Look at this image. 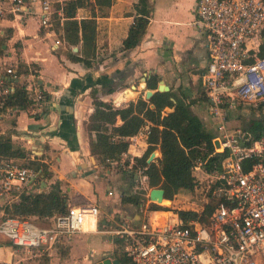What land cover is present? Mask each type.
Masks as SVG:
<instances>
[{"label": "crops", "instance_id": "obj_1", "mask_svg": "<svg viewBox=\"0 0 264 264\" xmlns=\"http://www.w3.org/2000/svg\"><path fill=\"white\" fill-rule=\"evenodd\" d=\"M41 1L29 3L35 14L22 22L11 16L0 19V38L4 40L0 73L9 81L10 77L4 74L6 67L16 71L18 65L26 66L28 74L10 86L14 89L17 83L34 88L36 84L46 97V105L38 108L31 104L27 109H7L1 113L0 136H9L13 148L23 151L24 157L18 158L21 163L39 166L35 180L25 186L23 193H47L58 183L66 209L98 208L95 225L90 226L89 232L56 248L57 252L61 247L66 251L63 264H95L102 258L118 260L122 255L121 242L112 232L124 219L137 226L143 215L133 208L135 205L122 204L126 183L112 173L120 174L119 170L100 164L91 156L85 123L96 103L121 109L139 98L145 100L147 89L143 81L151 76L158 78L157 87L162 82L168 92L183 97L186 103L192 102L190 110L202 122L206 110L201 74L208 57L204 36L195 24L198 0H148L145 34L134 49L127 51L122 49V42L133 23L138 0H110L109 6L91 0L89 7L76 13L77 20L90 18L92 12L95 15L96 53L89 67L72 60L70 54L80 56V49L66 44L62 34L53 30V22L51 28L40 26ZM55 1L62 6L65 0ZM101 86L106 90L114 88V93L101 91ZM127 90L132 96H126ZM118 96L122 100L116 102ZM121 124L120 118L115 117V126ZM203 125L212 133L208 124ZM146 149L147 145L140 142L131 153L135 159L140 158ZM156 153L160 156L159 150ZM133 180L137 182L135 177ZM165 201L171 203L162 200L160 204L167 206ZM55 216L41 220L48 225ZM20 258L0 238V262Z\"/></svg>", "mask_w": 264, "mask_h": 264}, {"label": "built area", "instance_id": "obj_2", "mask_svg": "<svg viewBox=\"0 0 264 264\" xmlns=\"http://www.w3.org/2000/svg\"><path fill=\"white\" fill-rule=\"evenodd\" d=\"M30 2L0 0V19L11 16L15 21H24L35 14ZM54 3L55 0L39 2L42 28H51L54 14H60ZM195 16L208 57L201 74L206 110L202 122L213 130L210 156L217 159V169L206 172L199 185L189 192L194 199H201V207L188 211L201 213L212 199L215 208L207 225L196 220L183 223L176 212L175 221L170 223L168 210L149 209L151 204L161 207L149 199L150 191L156 188L147 184L148 167L133 169L135 156L131 153L140 142L148 147L152 124L145 122L134 136L121 138L128 148L119 160L107 161L120 174L132 173L139 181L144 192L139 206L143 208L140 212L143 221L135 226L124 219L112 233L120 240L121 252L132 264H264V131L258 139H252L248 133L232 131L227 126L229 113L243 107L260 111L264 123V56H259L264 2L198 0ZM4 74L10 80L0 73V101L14 92L10 83L22 76L10 67L4 69ZM25 90L31 104L38 108L46 105V97L36 84L34 88L25 85ZM159 160L160 156H156L147 165L159 167ZM199 166L198 163L194 170ZM36 176L29 164L0 155V238L11 246L15 255L22 256L0 264H23L41 258H47L50 264L51 252L95 225L98 215L95 206H70L47 226H40L32 218H3V206L15 201ZM201 190L204 192L198 194ZM156 212L167 216L152 218L151 214Z\"/></svg>", "mask_w": 264, "mask_h": 264}, {"label": "trees", "instance_id": "obj_3", "mask_svg": "<svg viewBox=\"0 0 264 264\" xmlns=\"http://www.w3.org/2000/svg\"><path fill=\"white\" fill-rule=\"evenodd\" d=\"M91 0H65L56 5L55 10L59 14L53 16V30L56 34L61 33V38L71 47H79L80 56L71 53L75 62H81L89 67L90 61L95 58L97 26L95 15L92 12L90 18L77 20L78 9L89 7ZM101 6H109L110 0H95ZM148 0H138L135 6V17L128 31L127 37L122 42V49L127 51L134 49L142 40L148 25L149 10ZM62 22V23H61ZM4 40L0 38V56L3 54ZM259 56H264V30L261 33ZM16 74L27 75V67L18 65ZM158 78L151 76L146 80V89L155 91ZM100 83V82H99ZM107 94L114 93V88H108ZM91 96H94L92 91ZM120 96L116 102H119ZM204 99V98H202ZM192 102L186 103L183 97H177L172 92H155L148 101L139 98L135 103L131 102L125 108L113 109L103 104H94V111L85 123L88 134L90 154L95 160L109 166L107 161H117L122 153L128 148V143L121 138L134 136L138 129L149 122L152 124L148 137V147L145 153L135 159V166L148 167L147 184L150 188H159L164 191V199L172 201L180 192L193 191L200 183L204 174L217 169L215 157L210 156L213 152L212 138L201 120L193 115L190 110ZM31 105L25 85L16 83L14 92L0 101V114L7 109H27ZM152 106L153 108H150ZM165 109H172L165 113ZM119 117L122 124L115 126V117ZM110 127V128H108ZM252 139H258L264 131L262 119H253L243 128ZM156 149L160 152L159 167L153 164L147 165L146 161ZM0 155L11 158L24 157L23 151L14 149L9 136H0ZM200 164L197 170L194 168ZM36 172L39 166L29 164ZM133 179L132 173H126ZM143 201L138 195H122V204L140 206ZM166 203H169L165 201ZM159 206L151 204V211H158ZM215 208L212 199L201 213L193 211H178L177 217L187 223L196 220L201 225H207L208 219ZM166 211V210H163ZM67 212L65 198L58 183L51 186L47 193L35 195L20 194L15 201L3 206V218H49L63 215ZM164 213V212H162ZM155 219L159 212L151 214ZM121 264H132L131 260L122 253L118 258Z\"/></svg>", "mask_w": 264, "mask_h": 264}, {"label": "rangeland", "instance_id": "obj_4", "mask_svg": "<svg viewBox=\"0 0 264 264\" xmlns=\"http://www.w3.org/2000/svg\"><path fill=\"white\" fill-rule=\"evenodd\" d=\"M264 2V0H263ZM56 3L53 4L54 9L56 8ZM101 91H105L106 87L103 88V86H101ZM229 116H231V119L228 123V128L233 130H242L243 128L248 124L249 121L253 120V119H261L262 118V114H260V111H254L250 108H241L238 110V112H231L229 113ZM113 176L115 178L118 179H124V183H126V186H123L126 191V195L129 194H136L138 196H140L141 198H143V190L142 187L139 183V181L135 182L133 179H131L129 176H127V178H123V175L121 174H116L115 172H113ZM112 188H114V185H111ZM202 192H204L203 190L199 191L198 194H202ZM204 194V193H203ZM193 194H190L189 192H180L178 195H176L171 201V207L173 209L170 208H165V207H158L159 210H168L169 215L171 217L170 219V223L175 221L174 218V213L177 211H188V210H192V209H200L201 205L199 202H201L200 198H193ZM202 196V195H201ZM169 201V200H168ZM161 206H166V205H162ZM133 208L139 209L140 212H142L143 208H140L139 206H133ZM161 217H166V213H161ZM159 216V215H158ZM2 217V216H0ZM152 218H154L151 215ZM35 222L37 224H39L40 226H47L46 222L44 220L41 219H37L35 220ZM67 248V247H65ZM63 248L61 247L58 252L57 251H53L52 252V256L49 257L50 260V264H63V262L65 261V250H62ZM48 264V259H38V261H30V262H24L23 264ZM85 264V263H82Z\"/></svg>", "mask_w": 264, "mask_h": 264}, {"label": "water", "instance_id": "obj_5", "mask_svg": "<svg viewBox=\"0 0 264 264\" xmlns=\"http://www.w3.org/2000/svg\"><path fill=\"white\" fill-rule=\"evenodd\" d=\"M77 48H74V51H76ZM146 84V81H143ZM135 88L133 87L132 90H134ZM156 92H168V88L166 86L163 85L162 82L159 83ZM126 96H132V93L127 90L126 92ZM154 94V92L150 91V90H146L145 94H144V98L146 101H148L150 99V97ZM173 110L171 109L170 112H172ZM169 112V113H170ZM157 153L156 151L152 152L151 155L149 156V158L147 159L146 163L149 164L154 158H156ZM164 191L162 189L156 188V189H152L149 193V199L150 201L159 203L164 199ZM95 264H120L118 260H110L107 258H102L100 261H98Z\"/></svg>", "mask_w": 264, "mask_h": 264}, {"label": "bare ground", "instance_id": "obj_6", "mask_svg": "<svg viewBox=\"0 0 264 264\" xmlns=\"http://www.w3.org/2000/svg\"><path fill=\"white\" fill-rule=\"evenodd\" d=\"M161 202H162V201H161ZM161 202H159L158 204L160 205ZM170 206H171V203L169 202V204H168L167 206H165V207H170ZM161 216H162V215H161V213H160V215L157 216L156 219H157V218H161V219H165V218H166V217H161Z\"/></svg>", "mask_w": 264, "mask_h": 264}]
</instances>
